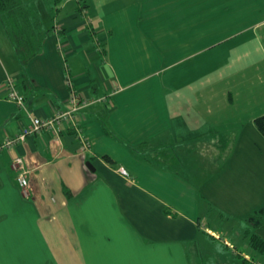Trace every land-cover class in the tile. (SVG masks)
<instances>
[{
	"label": "crops",
	"instance_id": "1",
	"mask_svg": "<svg viewBox=\"0 0 264 264\" xmlns=\"http://www.w3.org/2000/svg\"><path fill=\"white\" fill-rule=\"evenodd\" d=\"M18 2L40 16L0 55V145L80 102L0 148V264H264V0Z\"/></svg>",
	"mask_w": 264,
	"mask_h": 264
},
{
	"label": "rangeland",
	"instance_id": "2",
	"mask_svg": "<svg viewBox=\"0 0 264 264\" xmlns=\"http://www.w3.org/2000/svg\"><path fill=\"white\" fill-rule=\"evenodd\" d=\"M19 1H30V3H34L35 0H19ZM33 1V2H32ZM27 3V2H26ZM34 6V5H33ZM11 11V10H10ZM24 12V13H23ZM28 17L31 20V17H39L40 14L36 11V8L32 9L31 12L27 13L26 9H13V11H1L0 10V55L7 56V54L11 56H15L16 60H24L26 56H29L31 53L29 50L25 52L20 48L19 43H21L25 35L29 30L27 27V23H24L22 18ZM31 45L24 46V49L29 48ZM254 148L259 146L260 149H264V141L257 137V140H252L249 142V146L254 144ZM258 145V146H257ZM261 150V151H262ZM223 264H235L233 261H228L225 258L222 259Z\"/></svg>",
	"mask_w": 264,
	"mask_h": 264
},
{
	"label": "built area",
	"instance_id": "3",
	"mask_svg": "<svg viewBox=\"0 0 264 264\" xmlns=\"http://www.w3.org/2000/svg\"><path fill=\"white\" fill-rule=\"evenodd\" d=\"M70 87V82H67ZM8 98L17 102L19 105H22L24 103V99L22 96L18 95L16 92L13 83L11 80H8ZM72 103V107L69 110H63L59 111L58 113H55L53 116L47 118V119H40V118H32L30 124L22 129V131L15 136L14 138H11L4 142V144L0 145V148L3 146H10L13 143H17L19 141H23L26 136L32 135V134H38L42 132V130H54L57 128H61L66 122H70L71 124H74V118L75 114L78 110V104L80 102V98L77 95H72L70 99ZM84 146H88L84 140H82ZM14 164H16L19 168H21V158H15L13 160ZM124 175H127L126 172L122 171ZM17 183L20 186V188L25 192L26 188H28V180L24 174L23 171H21L17 176Z\"/></svg>",
	"mask_w": 264,
	"mask_h": 264
},
{
	"label": "trees",
	"instance_id": "4",
	"mask_svg": "<svg viewBox=\"0 0 264 264\" xmlns=\"http://www.w3.org/2000/svg\"><path fill=\"white\" fill-rule=\"evenodd\" d=\"M19 6L20 5H19L18 0H0V10L1 11L11 12V11H13V9H16V10L22 9L23 10V8H20ZM22 20L24 23L28 24L27 27L30 30L26 34H24L25 37L23 39H25V40H23L21 43L18 44L19 49L21 48L25 52L26 50H28V48L24 49V46L26 45V43L29 45L30 42L31 43L34 42V40L31 39L32 34H33L32 33L33 29L31 26L32 23L27 16L22 18ZM255 125H256L257 129L260 131V133L264 136V116H260V117L256 118L255 119ZM248 218L251 220L252 225H254V226L260 225L264 222V210H259ZM250 241H251L252 248H254L258 251H262L264 249V241L261 240L259 237L255 236V235L251 236Z\"/></svg>",
	"mask_w": 264,
	"mask_h": 264
}]
</instances>
